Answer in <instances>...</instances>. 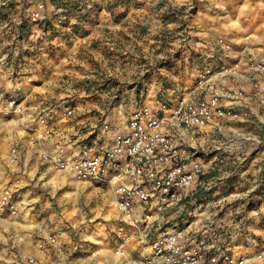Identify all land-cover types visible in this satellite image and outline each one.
I'll return each instance as SVG.
<instances>
[{
    "label": "rangeland",
    "instance_id": "rangeland-1",
    "mask_svg": "<svg viewBox=\"0 0 264 264\" xmlns=\"http://www.w3.org/2000/svg\"><path fill=\"white\" fill-rule=\"evenodd\" d=\"M1 1L5 6L0 8V95L4 98L0 106L15 92L17 79L27 106L71 105L78 113L71 120L88 115L90 131L96 132L103 120L118 118L124 105L146 106L158 113L162 106L173 108L192 97L199 69L225 60L216 40L210 52L202 45L211 43L199 33L202 26L194 11L200 0H188L187 6L173 0ZM40 2L43 13L33 20ZM260 92L264 94V84ZM252 106L242 103L235 108L237 119L222 120L191 135V145L201 153L203 163L216 159L223 167L212 175L216 179L210 190L200 192L201 200L188 222L178 217L173 221L186 224L179 227L182 240L201 243L207 258L228 256L236 263L245 259L264 264V123L255 115L264 113V103L255 98ZM15 120L0 114V142L4 138L0 169L6 168L7 139ZM226 147L230 152L217 150ZM54 170L51 176L57 173L67 181H78ZM65 187L57 194L73 197L60 207L70 211L64 215L68 221L102 217L109 193L98 191L97 198L88 200L69 183ZM43 190L49 192L50 187ZM35 210L13 218L10 226L15 230L10 234L33 233L27 238L34 244L46 229L41 221L44 215ZM112 236L108 231V238ZM115 248L110 240L106 253L113 254ZM145 257L150 258L134 255V264H148Z\"/></svg>",
    "mask_w": 264,
    "mask_h": 264
},
{
    "label": "built area",
    "instance_id": "built-area-1",
    "mask_svg": "<svg viewBox=\"0 0 264 264\" xmlns=\"http://www.w3.org/2000/svg\"><path fill=\"white\" fill-rule=\"evenodd\" d=\"M3 6L5 2L0 0V8ZM43 8L42 2L37 4L33 20L41 18ZM216 45L225 59L229 44L218 38ZM213 67L204 66L197 71L192 97L177 102L173 108L162 106L158 113L146 106L124 105L121 120L101 121L97 131L89 132L80 143L76 154L65 155L47 149H40L38 153L40 161L59 173L113 191V206L133 230V236L135 231V241L147 248L150 258L144 259L148 264H250L245 259L236 263L228 256L205 257L201 243L182 240L179 227L186 224L180 226L173 221L178 217L188 222V216L199 205L200 192L210 190L216 179L212 175L221 173L223 167L222 161L216 159L203 163L201 153L191 145V135L222 120L237 119L235 108L243 103V92L221 81L228 72V64L221 61ZM247 67L264 79V62L249 61ZM263 103L260 99V104ZM26 104L21 88H16L0 106V114L14 118L32 116L34 125L25 123L23 128L38 130L39 139L52 135L51 121L56 111L61 119L72 118L75 113L74 107L64 104L27 114ZM12 139L8 162L15 164L26 151L19 147L16 134ZM217 150L222 154L231 148ZM20 186V179L14 177L1 188L0 219L17 215ZM119 232L125 233L122 228ZM37 249L43 253L48 249L59 252L62 246L55 235H48L37 243ZM116 253L122 254L121 247ZM26 264H35V261L29 258Z\"/></svg>",
    "mask_w": 264,
    "mask_h": 264
},
{
    "label": "crops",
    "instance_id": "crops-1",
    "mask_svg": "<svg viewBox=\"0 0 264 264\" xmlns=\"http://www.w3.org/2000/svg\"><path fill=\"white\" fill-rule=\"evenodd\" d=\"M173 1L190 5L188 0ZM195 6L197 22L202 26L199 33L202 34L204 41L211 43V46H208L209 43L202 44L204 48L210 52L213 41L218 38H223L230 46L229 51L226 52L227 57L224 62L222 61L229 66L227 74L221 78L222 83L233 90H242L245 96L243 103L250 108L253 107L255 98L264 100V94L260 92L263 90V77L247 67L249 61L264 62V0H200L195 2ZM16 80L14 89L21 88L19 87L21 83ZM3 99L0 95V103ZM124 107L118 118L108 120L111 122L121 120ZM28 108L27 114H34L42 108L51 107L37 104ZM77 114L75 112L72 118L61 119L56 111L51 121L52 135L42 139L38 138V130L27 131L23 128L25 123L34 125L31 122L32 116L16 117L17 123L9 131L7 139L4 158L6 168L0 169V190L14 177L20 179L21 186L17 193V215L0 219V264H26L29 258L34 259L35 264H134V255L147 254V248L135 241V231L133 236V230L114 208L111 189L98 187L87 181H67L57 173L51 176L53 168L40 161L38 156L40 149L59 151L65 155L76 154L80 150V143L89 136L91 122L88 115L80 118L79 121L71 120ZM255 115L264 123V113L260 115L255 113ZM13 134L17 135L18 145L26 153L18 158L17 163L10 164L8 152ZM4 137L7 138V135ZM68 183L77 191H83L88 200L90 197L97 198L100 195L98 191L109 193V198L105 194L108 202L107 207L101 208V218L93 215L88 218L81 217L76 222L68 221L64 215L67 213L69 216L70 211L60 207L64 201L73 197L71 194L66 196L65 193L57 194V190L64 188ZM47 187H50L49 192L43 190ZM76 199L78 200L79 197H75ZM101 199L103 200L102 195ZM106 208L109 210L107 211ZM34 209L44 215L41 221L46 224V229L43 228L39 232V238L33 244L30 242L31 239L27 238L33 233L22 237L17 233L10 234V230H15L10 223L13 218L22 217V213L34 214ZM95 212L100 213L97 210ZM120 228L125 233L119 232ZM108 231L113 234L110 238ZM48 235L57 237L62 246L61 251L48 249L43 253L37 249V243ZM127 236H129L128 240H126ZM110 240H113L116 246L113 254L106 253ZM119 247L122 250L121 255L116 253Z\"/></svg>",
    "mask_w": 264,
    "mask_h": 264
},
{
    "label": "bare ground",
    "instance_id": "bare-ground-1",
    "mask_svg": "<svg viewBox=\"0 0 264 264\" xmlns=\"http://www.w3.org/2000/svg\"><path fill=\"white\" fill-rule=\"evenodd\" d=\"M67 175H69V174H67Z\"/></svg>",
    "mask_w": 264,
    "mask_h": 264
}]
</instances>
